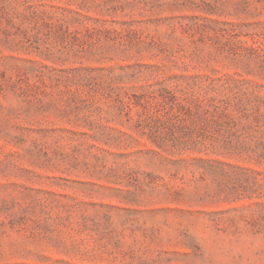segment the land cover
Masks as SVG:
<instances>
[{"label": "rangeland", "instance_id": "374dc122", "mask_svg": "<svg viewBox=\"0 0 264 264\" xmlns=\"http://www.w3.org/2000/svg\"><path fill=\"white\" fill-rule=\"evenodd\" d=\"M0 264H264V0H0Z\"/></svg>", "mask_w": 264, "mask_h": 264}]
</instances>
